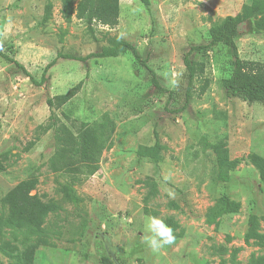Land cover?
<instances>
[{
  "label": "rangeland",
  "instance_id": "374dc122",
  "mask_svg": "<svg viewBox=\"0 0 264 264\" xmlns=\"http://www.w3.org/2000/svg\"><path fill=\"white\" fill-rule=\"evenodd\" d=\"M149 1L120 0L116 28L89 29L62 18L63 0H0V53L33 78L0 56V218L9 215L5 195L29 179L57 207L40 231L1 229L0 264H22L30 244H39L35 264H264V184L250 159L264 157V105L226 94L234 56L223 44L195 55L206 61L211 80L204 95L196 81L187 96L184 66L191 48L209 44L211 27L250 0ZM114 39L134 46L140 61L131 51L97 57ZM235 42L242 60L264 64L263 32L243 24ZM80 82L79 94L56 113L64 122V114L70 118V128L107 116L114 123L112 149L75 157L67 148L55 150L50 131L27 150L37 127L49 122L47 99ZM155 134L164 146L157 163L137 154L139 146L155 143ZM202 138L227 144L237 162L228 183L215 182L214 155ZM148 177L158 193L146 203ZM223 195L241 204L239 213L208 224L209 209ZM252 215L261 239H247ZM147 216L177 225L173 244L159 252L148 247ZM6 243L14 251L5 252Z\"/></svg>",
  "mask_w": 264,
  "mask_h": 264
},
{
  "label": "trees",
  "instance_id": "16d2710c",
  "mask_svg": "<svg viewBox=\"0 0 264 264\" xmlns=\"http://www.w3.org/2000/svg\"><path fill=\"white\" fill-rule=\"evenodd\" d=\"M141 2L145 6H149L150 4L149 0H141ZM51 12L52 5L49 4L45 10L44 22L50 19ZM60 14L67 23L76 18L84 22L89 29H91L93 24L114 29L120 22V0H63ZM243 24L250 25L251 32L253 33H264V0H250L241 13L236 16H228L222 21L215 23L209 32V44L191 48L184 58V66L188 72L189 86L187 96L189 98L192 96V89L196 81L203 82L201 95L206 93L211 84L210 78L206 77V61L195 58V55H206L213 47L223 44L232 49L234 56L232 74L224 82L226 94L228 96L250 97L253 103L264 105V64L256 61L242 60L238 54L235 39L239 35L240 26ZM127 51H131L135 60L140 61L134 46L117 39L113 40L112 47L106 48L96 55L100 58H118ZM0 56L13 63L28 78L33 79L24 66L10 60L1 53ZM51 67L52 64L47 66L39 85L46 82V73ZM82 87L83 83L80 82L66 93L47 99V105L50 110L49 122L37 127L35 131L37 138L34 142L30 143L27 150L31 149L43 135H46L50 131H53L55 150L60 152L62 149L67 148L75 157H84L112 149L114 123L107 116L93 123L81 122L78 125L73 123L70 128L67 124V122L71 121L70 118L64 114L63 117L66 121L64 122L56 113L72 101L79 94ZM202 144L205 151L208 150L214 155L216 168L215 182L228 183L231 172L237 167V162L231 159L227 144L223 139L210 143L206 138H202ZM163 150L164 146L159 143L157 134H155V143L152 146H139L137 154L139 157L149 158L157 163L161 159ZM250 159L259 171L261 182L264 184V157L252 155ZM37 185V179L24 180L5 195L3 203L8 207L9 215L6 219L0 218V230L4 228L9 230H41L45 219L57 207L56 204L46 203L41 199L36 193ZM146 185L148 187L146 203H148L152 197L157 195L158 185L151 177L146 179ZM64 190L67 197L73 202H79L78 196L67 184L64 185ZM240 209L241 204L239 202L232 200L227 195H223L209 209L207 222L211 225L218 224V220L225 216L237 214ZM165 223L172 230L177 229V225L173 221L168 220ZM249 224L250 229L247 239H261V236L256 232V216L252 215L250 217ZM4 247L5 249L3 250L7 253L15 249L10 243H6ZM38 248L39 244L28 245L22 254V264H35V255ZM104 261L107 262L108 260L105 259Z\"/></svg>",
  "mask_w": 264,
  "mask_h": 264
},
{
  "label": "clouds",
  "instance_id": "9594fccd",
  "mask_svg": "<svg viewBox=\"0 0 264 264\" xmlns=\"http://www.w3.org/2000/svg\"><path fill=\"white\" fill-rule=\"evenodd\" d=\"M144 229L147 233L144 240L153 252H159L165 246L174 243L175 236L172 228L159 217L147 216L144 221Z\"/></svg>",
  "mask_w": 264,
  "mask_h": 264
}]
</instances>
